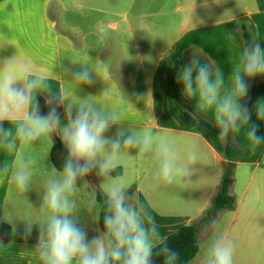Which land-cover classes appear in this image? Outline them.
I'll return each instance as SVG.
<instances>
[{"label":"crops","instance_id":"crops-1","mask_svg":"<svg viewBox=\"0 0 264 264\" xmlns=\"http://www.w3.org/2000/svg\"><path fill=\"white\" fill-rule=\"evenodd\" d=\"M247 23L264 46V0H0V61L15 55L35 73H43L55 89L79 100L86 95L93 102L123 112L124 127L150 129L156 137L170 139L181 162L190 151L197 159L192 175L171 185L155 177L156 162L151 156L135 158L136 150L123 156L121 173L134 194L154 217L159 231L169 237L181 227L196 223L208 210L223 178L224 140L198 124L189 128L184 109L173 99L169 83L197 51L201 62L210 61L230 73L245 47L240 23ZM101 34H106L103 40ZM108 56V57H106ZM71 61L87 63L94 70L93 83L78 85L63 67L78 70ZM252 81L245 103L249 106ZM41 96L40 98H42ZM44 98V97H43ZM185 98V97H184ZM185 100L196 114L214 124L211 113L196 109L195 99ZM264 104V77H258L251 112L253 122L264 134V121L255 116V105ZM65 123L63 107L60 111ZM7 126V125H6ZM114 126L106 135H113ZM57 135L32 145L19 146L14 154L0 149V165L11 164L28 154L35 160L30 189L22 192L11 182V173L0 176V221L10 227L11 243L0 247V264H41L35 247L38 228L24 239L23 222L43 219L40 208L46 177L53 163L51 150ZM60 139V138H59ZM233 143L246 149L248 156L236 161L229 194L236 200L232 210L222 211L209 224L199 226V251L189 264H202L209 243L218 235L234 244V259L242 261L248 231L257 237L264 230V144L252 149L244 130L233 134ZM103 178L95 171L78 181L76 214L86 226L89 239L102 232L97 189ZM250 196L239 207V198ZM95 199V207L90 201ZM263 206V208H262ZM204 226V227H203ZM257 256V250L253 252Z\"/></svg>","mask_w":264,"mask_h":264},{"label":"clouds","instance_id":"clouds-1","mask_svg":"<svg viewBox=\"0 0 264 264\" xmlns=\"http://www.w3.org/2000/svg\"><path fill=\"white\" fill-rule=\"evenodd\" d=\"M106 34H101L103 40ZM199 52L177 73L182 95L195 99L197 111L211 113L219 130V138L240 133L242 128L250 148L264 144L260 125L244 102L248 97V81L264 77V46L251 40L240 51L238 60L227 75L212 62L202 63ZM79 69L63 67L65 75L79 86L93 83L94 70L87 63L71 61ZM48 108L41 112L40 97ZM86 95L70 99L63 90L55 89L43 73H35L14 56L0 61V149L14 154L19 146H27L53 135L59 136L67 153L62 168L53 166L46 177L40 208L43 219L23 222L24 239L33 226L38 228L35 245L41 264H179V252L171 248L168 238L134 194L125 176L113 175L123 156L135 149V158L151 156L156 162L155 177L164 185L185 180L192 175L191 165L197 159L190 151L181 162L173 142L156 137L150 129L142 131L124 127L123 112L93 102ZM63 107L62 123L59 109ZM255 116L264 121V104L255 105ZM7 125V126H6ZM113 135H106L113 127ZM35 160L28 154L17 156L11 164L0 165V176L11 173V182L27 192L33 178ZM95 171L103 178L99 187L106 197L103 231L89 239L86 226L76 214L78 181ZM93 198L89 206L95 207ZM234 244L218 235L209 243L202 264H234Z\"/></svg>","mask_w":264,"mask_h":264},{"label":"trees","instance_id":"trees-1","mask_svg":"<svg viewBox=\"0 0 264 264\" xmlns=\"http://www.w3.org/2000/svg\"><path fill=\"white\" fill-rule=\"evenodd\" d=\"M241 34L244 39V44L247 46L249 41L255 39V35L250 26L245 23H240ZM258 77L253 78L252 81V94L249 103V110H251L252 102L256 94ZM169 83L173 99L184 109V121L189 128H193L200 124L207 129L219 134L216 125L204 120L198 116L193 107L185 100L182 92L171 76V69H169ZM41 112L46 114L48 111L45 105L44 98H40ZM62 110V107L59 111ZM225 156L227 161L223 164V178L217 194L212 200V204L206 210L199 221L190 225L181 227L176 233L170 235L168 244L171 248L179 252V264H189L198 254L199 247L197 241V233L199 225L206 221H215L222 211L232 210L235 207L236 200L229 194L230 186L233 184V175L236 161H239L248 156V151L242 147H238L233 143V134H230L225 140ZM67 155L62 142L56 138V142L51 150V161L53 165L59 170L62 168L64 157ZM121 174L120 170H116L113 175ZM105 195L97 189V200L102 203L100 212V225L103 230V215H104V202ZM11 243L10 227L0 221V247L7 246ZM155 264H163L162 257H154Z\"/></svg>","mask_w":264,"mask_h":264},{"label":"rangeland","instance_id":"rangeland-1","mask_svg":"<svg viewBox=\"0 0 264 264\" xmlns=\"http://www.w3.org/2000/svg\"><path fill=\"white\" fill-rule=\"evenodd\" d=\"M108 57V56H106ZM249 195L244 198L242 196L239 198V207L241 208L242 206L245 205L244 202H247L249 199ZM263 208V206H262ZM212 223V221H206L205 223L200 224L199 226L204 225L205 228L209 226V224ZM203 226V227H204ZM253 230L250 229L248 231L249 238L245 244V255L242 259V261L237 262L234 259V264H264V230L263 233L260 236L254 237L253 236ZM257 250V256L253 255V252Z\"/></svg>","mask_w":264,"mask_h":264}]
</instances>
